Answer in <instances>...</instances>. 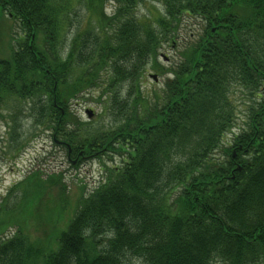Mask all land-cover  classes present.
<instances>
[{
    "label": "trees",
    "instance_id": "trees-1",
    "mask_svg": "<svg viewBox=\"0 0 264 264\" xmlns=\"http://www.w3.org/2000/svg\"><path fill=\"white\" fill-rule=\"evenodd\" d=\"M149 1L161 8L139 17ZM185 17L197 31L165 68L158 50ZM0 42V151L25 145L26 120L70 149L71 167L97 156L105 171L73 207L55 172L14 183L0 264L264 263V0H0ZM147 66L165 76L153 99ZM87 95L101 104L93 125L72 105Z\"/></svg>",
    "mask_w": 264,
    "mask_h": 264
},
{
    "label": "rangeland",
    "instance_id": "rangeland-1",
    "mask_svg": "<svg viewBox=\"0 0 264 264\" xmlns=\"http://www.w3.org/2000/svg\"><path fill=\"white\" fill-rule=\"evenodd\" d=\"M159 8L161 7L158 3L153 4L149 1L139 4L136 12L138 13L139 17H149L152 15V12L155 15L156 10H159ZM109 12L110 9H106V13L108 14ZM80 18L82 17L79 16L77 20L80 21L82 26L85 25L84 19L82 18L81 21ZM194 23L195 19L185 17V19L182 20L178 29L177 40L175 39L176 42L165 43L161 46V48H159L157 59L163 67L166 68L170 65V63L175 61L178 58L177 53L181 46H183L184 43H186L190 38H194L193 35H195V32L197 31L193 28L195 25ZM19 30L20 29L17 23H14L12 35L16 37L17 33H21V31ZM1 45H3V42H0V51L3 48L1 47ZM150 73H155L156 78L154 79L153 77H151L149 75ZM164 79V74L157 73L156 71L150 69L149 66H147V70L141 79V89H143L144 94L146 93L149 97L151 96V99H153V91L161 90ZM98 90L99 89H91L90 95L97 94L99 92ZM233 96L236 102H240L241 99H244L243 94L239 91H236ZM72 105L74 111L80 117V119L83 121L91 120V125H93V121L95 119L99 118V115L101 113V104L96 103V101L92 100V98L88 95L86 99L76 100V102H73ZM85 109H91L93 113L91 112V115L88 116ZM105 116L107 118V115ZM242 117V113H239V123L242 122ZM22 123L23 127L21 130L25 131L23 134L25 145L20 148L18 152L13 153V151L8 150L6 145L3 143L2 147H4V154L0 151V202L3 199V196L5 197V195L7 194V190L9 189V187L12 186L13 183H16L22 178H25L33 169H40L41 171H43L44 175L47 173L55 172L62 179V182L66 185L65 190L67 191L66 194L68 196L67 204L70 203L71 205L68 207H73L75 202L77 201V197L79 196L78 194L80 192L79 186L81 185V183L86 185V192H88L89 190L91 191L94 187H96L98 183L102 180V178L105 176V171L99 159L91 157L88 158L87 156H85V158H83L82 162L79 164L78 168L71 167L68 162V159L66 158L64 149L53 143L51 134L40 131L37 134L30 135V123L26 120H22ZM4 126L5 123L3 122V120H1L0 132L4 137V141H6L5 139L8 137V135L6 132L7 128ZM231 138V133H227L224 136V142L231 140ZM110 159L111 160H107L106 162V164L109 166L119 165L121 162V159L117 155L111 156ZM61 187L62 183L60 182L53 185V191H51L52 198L56 199L60 196L59 192ZM13 201L14 197L9 196L8 205H10ZM40 211H43V205H41ZM21 214L23 215L21 219H26V215L23 211L21 212ZM49 226L53 233H56V227L62 228L63 224L57 223L55 226L48 224L42 230H32L31 236L33 238H43L45 236L43 231H47L46 234L50 233V229L48 228ZM16 229L17 224L14 226H8L7 230L3 234V237H8L12 235L16 231ZM132 262L134 264H141V262L136 261V259L132 260Z\"/></svg>",
    "mask_w": 264,
    "mask_h": 264
},
{
    "label": "water",
    "instance_id": "water-1",
    "mask_svg": "<svg viewBox=\"0 0 264 264\" xmlns=\"http://www.w3.org/2000/svg\"><path fill=\"white\" fill-rule=\"evenodd\" d=\"M152 77H155V75L153 74ZM87 113H88V115H90L91 111L87 110Z\"/></svg>",
    "mask_w": 264,
    "mask_h": 264
}]
</instances>
